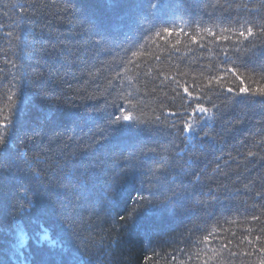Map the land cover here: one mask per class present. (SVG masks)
<instances>
[{
    "label": "trees",
    "instance_id": "1",
    "mask_svg": "<svg viewBox=\"0 0 264 264\" xmlns=\"http://www.w3.org/2000/svg\"><path fill=\"white\" fill-rule=\"evenodd\" d=\"M160 3L0 0V155L53 179L69 205L0 224L5 264L264 258V104L237 95L264 85L250 70L264 58V0Z\"/></svg>",
    "mask_w": 264,
    "mask_h": 264
},
{
    "label": "snow or ice",
    "instance_id": "2",
    "mask_svg": "<svg viewBox=\"0 0 264 264\" xmlns=\"http://www.w3.org/2000/svg\"><path fill=\"white\" fill-rule=\"evenodd\" d=\"M156 7L163 8L164 0H161V3L156 5ZM165 32L172 34L171 29H164ZM180 31H183L181 29ZM247 34L245 31H240L238 33V37L248 39L249 37H254V33L252 28H247ZM259 33L264 34V26H260ZM159 35V34H158ZM226 39V37H225ZM251 43V42H250ZM255 47V44H253ZM260 48L264 51V42L260 44ZM244 67H249L248 62L244 63ZM252 72L258 75L261 80H264V58L261 59L258 63H253L250 68ZM228 71L233 74L236 73V69H228ZM179 84V81H177ZM254 84L257 86L254 88L242 87L239 90V94H246L252 97H258V99L252 101V103L264 104V85H260L257 81H254ZM184 92L187 93L188 96H192V93L188 91V88H184ZM227 92L232 93V88H227ZM239 102V101H238ZM214 107H218L215 106ZM199 113H209V109L202 106L201 104H196L195 109H193L192 115H195V112ZM171 115H176V113H171ZM49 119H54L49 117ZM157 120L160 118L157 117ZM121 121L128 122L129 126H132L133 120L130 114L124 115L123 117L116 116L114 119L109 121L111 126V131L115 132L117 130L116 126L122 124ZM3 127H7V125H0ZM174 126V125H173ZM194 125L190 120H184V131H188L189 133L193 132ZM203 130V129H201ZM103 135V130L101 132ZM0 145L3 146L5 152H7V143L3 138H0ZM88 148H92L93 145H87ZM249 156H256L257 153L252 151L248 152ZM35 159H40L39 156L34 157ZM89 167H95L96 165L89 162ZM40 172H33L31 170V165H28L27 171L23 169V166L14 165L12 160L6 155H0V224L5 221L8 224H11V221L17 219L22 214L23 215H33V214H52L57 215L61 210L63 212H67L69 205L65 204L63 201L59 199L61 193L58 190V186L53 179H49L47 185L44 183H38L32 180V176H39ZM55 196L56 199L53 201L51 198ZM140 199H143L141 197ZM47 201V203H46ZM121 219H125L121 217ZM253 219H259L257 216H253ZM261 232H264V228L260 229ZM247 239V237H245ZM256 241H262V237L260 235H256L254 240H248L249 244H253ZM19 251V249H17ZM256 251L260 253H264V246L259 247ZM247 255H253L254 252H248ZM0 264H5L3 260H0ZM38 264H79V262L71 256V254H65L63 252H57L54 256L48 259L42 258ZM259 264H264V258H261Z\"/></svg>",
    "mask_w": 264,
    "mask_h": 264
}]
</instances>
